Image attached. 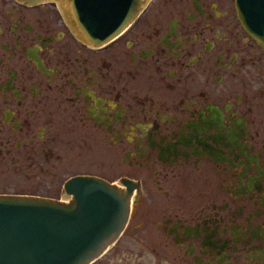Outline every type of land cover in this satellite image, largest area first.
Instances as JSON below:
<instances>
[{"label":"flooded vegetation","instance_id":"1","mask_svg":"<svg viewBox=\"0 0 264 264\" xmlns=\"http://www.w3.org/2000/svg\"><path fill=\"white\" fill-rule=\"evenodd\" d=\"M247 1L148 0L90 45L54 4L0 0V194L31 195L4 186L54 151L102 150L122 174L69 177L137 182L103 255L129 230L155 264H264V50Z\"/></svg>","mask_w":264,"mask_h":264},{"label":"water","instance_id":"2","mask_svg":"<svg viewBox=\"0 0 264 264\" xmlns=\"http://www.w3.org/2000/svg\"><path fill=\"white\" fill-rule=\"evenodd\" d=\"M54 4L74 36L102 45L119 35L148 0H17ZM242 4L240 2V8ZM245 22L264 50V0H248ZM137 182L75 175L65 198L0 194V264H92L118 239Z\"/></svg>","mask_w":264,"mask_h":264},{"label":"rangeland","instance_id":"3","mask_svg":"<svg viewBox=\"0 0 264 264\" xmlns=\"http://www.w3.org/2000/svg\"><path fill=\"white\" fill-rule=\"evenodd\" d=\"M65 154L67 155L66 159H64ZM106 154L108 155L101 150V154L93 162L94 152L86 148L78 150L70 148L67 153L61 150L54 151L49 161H41L36 165L35 175L30 176V179L27 176V179L22 178L17 184L9 181L4 188L53 199L65 198L61 191L62 184L72 173L95 171L94 165H99L97 169L100 170L99 173L101 175L105 173V176L108 177L113 176L111 180H114V176L124 172L125 168L121 167L120 162L117 163L119 165H113L107 169ZM128 232L129 230L120 238L121 241L92 264H155L154 260L142 256L141 253L146 252L145 248H136L130 245Z\"/></svg>","mask_w":264,"mask_h":264}]
</instances>
